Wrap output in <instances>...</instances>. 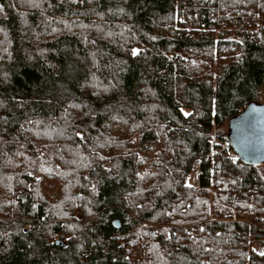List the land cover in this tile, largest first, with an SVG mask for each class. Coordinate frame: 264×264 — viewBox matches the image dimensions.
I'll use <instances>...</instances> for the list:
<instances>
[{
	"label": "trees",
	"instance_id": "1",
	"mask_svg": "<svg viewBox=\"0 0 264 264\" xmlns=\"http://www.w3.org/2000/svg\"><path fill=\"white\" fill-rule=\"evenodd\" d=\"M262 98L264 0H0V264H264Z\"/></svg>",
	"mask_w": 264,
	"mask_h": 264
},
{
	"label": "water",
	"instance_id": "2",
	"mask_svg": "<svg viewBox=\"0 0 264 264\" xmlns=\"http://www.w3.org/2000/svg\"><path fill=\"white\" fill-rule=\"evenodd\" d=\"M229 141L239 158L264 161V104L250 103L231 118Z\"/></svg>",
	"mask_w": 264,
	"mask_h": 264
},
{
	"label": "built area",
	"instance_id": "3",
	"mask_svg": "<svg viewBox=\"0 0 264 264\" xmlns=\"http://www.w3.org/2000/svg\"><path fill=\"white\" fill-rule=\"evenodd\" d=\"M232 20L234 21H238L237 17H232ZM221 150H226L227 152H229L231 155L235 154V151L233 150L231 144L229 141H220L218 140L217 137H214V139H212V149H211V153H215V152H219ZM202 173V169H201V160L199 158L195 159L193 162V167H192V171H191V175H192V183L195 185H199L200 184V176ZM186 229H190L189 227H187ZM149 243V239L148 238H144L143 244L146 245ZM261 249H264V245L262 247H260Z\"/></svg>",
	"mask_w": 264,
	"mask_h": 264
},
{
	"label": "rangeland",
	"instance_id": "4",
	"mask_svg": "<svg viewBox=\"0 0 264 264\" xmlns=\"http://www.w3.org/2000/svg\"><path fill=\"white\" fill-rule=\"evenodd\" d=\"M262 100L264 101L263 98H262ZM184 111L188 113V112L190 111V109L187 108V107H184ZM213 139H214V137H213ZM218 140H219V139H218ZM233 156L236 157V154H234ZM190 180H191V182H192V175H191V173H190ZM262 246H263V244H259V248L262 247ZM260 249H261V248H260ZM261 250H263V249H261Z\"/></svg>",
	"mask_w": 264,
	"mask_h": 264
},
{
	"label": "snow or ice",
	"instance_id": "5",
	"mask_svg": "<svg viewBox=\"0 0 264 264\" xmlns=\"http://www.w3.org/2000/svg\"><path fill=\"white\" fill-rule=\"evenodd\" d=\"M134 55L138 54L137 50H134L133 52ZM185 115H189L188 113H185ZM261 255H264V253H261Z\"/></svg>",
	"mask_w": 264,
	"mask_h": 264
}]
</instances>
